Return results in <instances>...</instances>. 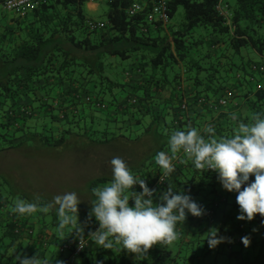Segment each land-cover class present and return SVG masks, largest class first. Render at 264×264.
Returning <instances> with one entry per match:
<instances>
[{
	"label": "trees",
	"instance_id": "1",
	"mask_svg": "<svg viewBox=\"0 0 264 264\" xmlns=\"http://www.w3.org/2000/svg\"><path fill=\"white\" fill-rule=\"evenodd\" d=\"M84 2L46 0L25 17L10 15L11 25L0 23V153L37 146L60 149L68 143L78 147L81 139L104 146L118 138L140 141L132 133L134 126L144 135L153 131L152 136L158 137L157 143L132 151L134 158L123 153L132 173L155 190L154 203L169 186L190 195L207 210L204 215L213 213L222 193L236 201L235 193L222 189L215 172H202L190 161L181 164L177 159L176 171L166 177L155 156L168 151L171 131L183 130L187 124L181 116L161 123L163 110L169 109L166 115L180 114L188 99L198 103L205 98V102L212 101L210 109L218 111L225 107L218 100L232 95L234 80L238 84L244 80H238L234 72L243 67V78L255 73L249 62L240 66L237 59L242 60L250 50L264 54V0H237L236 7L231 10L229 6V23L217 10L219 0H168L167 25L148 22L150 5L129 15L133 0H106V26L96 32L87 29L86 21L91 18L83 11ZM179 8L183 15L173 21ZM127 60L138 64V80L125 76ZM174 67L181 74L173 71L170 76ZM183 81L193 84L192 96L184 95ZM176 102L181 104L177 111ZM246 105L252 122L254 114L264 113V92L247 97ZM221 131L216 127V136ZM110 180L105 175L87 184L91 201L95 199L92 190ZM2 187L0 183V264H18V256L35 255L47 264H245L243 259L256 248L257 236L262 235L264 244V218L257 215L251 222L259 231L251 230L249 246L243 247L240 228L234 236L228 235L227 242L210 249L206 234L215 228L222 237L228 221L223 217L220 225L180 237L176 249L174 242L154 245L145 259L136 261L134 254L95 245L89 236L98 228L94 218L83 237H77L70 227L59 229L55 207L40 210L50 204L47 200L30 201L24 193L15 195ZM134 190L141 191L138 185ZM20 199L36 204L37 210L25 216L14 214L11 209ZM90 209L91 205L78 206V222L86 220ZM183 223L177 225L178 234ZM79 240L84 242L80 251L76 252L74 244L61 250L69 241ZM233 247H240L238 258L232 255ZM253 264H264V258Z\"/></svg>",
	"mask_w": 264,
	"mask_h": 264
},
{
	"label": "clouds",
	"instance_id": "2",
	"mask_svg": "<svg viewBox=\"0 0 264 264\" xmlns=\"http://www.w3.org/2000/svg\"><path fill=\"white\" fill-rule=\"evenodd\" d=\"M228 136H216V128L208 124L201 131L196 127L171 131L168 151H159L155 163L164 176L176 171L175 160L185 164L189 161L195 169L212 171L223 190L236 194L238 221L251 222L257 215L264 218V113H256L251 123L237 120ZM111 180L103 187L92 190L95 197L83 223L78 222V205L81 203L75 191L53 197L47 206L48 212L55 207L59 229L70 227L77 237H83L85 227L94 218L98 228L89 236L95 245L106 250L118 249L134 254L135 260L145 259L154 245H170L178 239L177 225L188 215L201 217L204 209L190 195L171 186L159 195L154 203V189H149L144 178L134 175L129 165L119 156L110 161ZM250 177L254 179L249 183ZM139 186L137 193L134 186ZM243 186V187H242ZM132 200V206L129 200ZM12 212L21 216L30 215L37 205L17 200ZM264 223V219H262ZM207 243L210 249L227 242L213 228L209 230ZM247 247L250 238H241ZM18 264H47L36 255L17 257Z\"/></svg>",
	"mask_w": 264,
	"mask_h": 264
},
{
	"label": "rangeland",
	"instance_id": "3",
	"mask_svg": "<svg viewBox=\"0 0 264 264\" xmlns=\"http://www.w3.org/2000/svg\"><path fill=\"white\" fill-rule=\"evenodd\" d=\"M224 2L230 6L231 10L237 6V0H224ZM83 11L86 17L105 22L108 6L106 2L96 3V7L91 9L87 2H84ZM4 14L7 17H0V23L8 24L11 14L6 12ZM182 15V9L179 8L173 21L178 20ZM173 71L181 74L180 69L174 67L170 70V76ZM143 136L144 132L141 131L140 141H135L134 138H130V141L118 138L117 142L110 141L106 146L81 139L80 143L76 142L78 147L68 143L70 146L67 145L60 149H40L37 146L1 152L0 183L5 187H2V190L15 195L24 193L30 201L44 199L49 203L57 195L75 191L81 200L78 206L84 209L89 208L91 194L87 184L93 179L112 175L111 159L116 156L123 159V153L127 151L121 147H126L129 144L130 150L127 156L130 154L129 157L134 158V151L144 148L147 144L144 142L142 145V141L145 139ZM261 236L259 235L257 236L259 238L255 239L256 248L245 255L246 257L243 259L245 264H253V260L264 258V244Z\"/></svg>",
	"mask_w": 264,
	"mask_h": 264
},
{
	"label": "crops",
	"instance_id": "4",
	"mask_svg": "<svg viewBox=\"0 0 264 264\" xmlns=\"http://www.w3.org/2000/svg\"><path fill=\"white\" fill-rule=\"evenodd\" d=\"M88 7L93 9L96 7V3L94 2H87ZM228 5V4H227ZM229 7V5H228ZM1 15V14H0ZM4 16V15H2ZM11 25V24H7ZM259 59V56L256 55L254 52L247 51L244 53V58L242 60L237 59L238 64L240 66L244 63H248L249 65L252 62H255ZM125 66V76L126 77H133L135 79H139V76H136L135 71L137 67V63H134L132 60H127L123 63ZM247 65V64H246ZM243 68V67H242ZM242 68L237 70V72H234L235 77L237 76L238 80L244 79L242 84L236 83L234 80V86L235 89L232 92V97L228 101V104L225 105V107L219 109L218 111H212L210 109L212 105V101L208 99L209 102L205 103H195L193 99H188V104L187 108L183 111L179 110L180 109V103L176 102V105L174 106L175 108H179V113L180 114H168L166 115V112L169 111V109L163 110L164 113L162 114V120L161 123L166 121V122H171V120H174L176 117L181 116L184 121L187 123L185 128L191 126V127H196L200 129L201 131L203 130L204 127H206L208 124L214 125V127H218L221 131V135L217 136H228V134H232V130L236 126V121L232 120V115L236 114L237 120L242 121L245 123H250L251 122V113L249 111V108L246 105V98H251V96L256 93V84L258 82H264V74H259V73H253L252 77H246L243 78L244 75L242 71ZM233 77L232 75H230ZM232 83V82H231ZM233 84V83H232ZM75 86L76 85H71ZM184 95L190 96L192 91L194 90L193 84L191 82H184L182 83V89ZM192 96V95H191ZM26 103H30L29 99H26ZM167 108V107H166ZM176 108V111H177ZM171 111V110H170ZM166 115V116H165ZM131 121L133 122V118H131ZM132 122L130 123L132 125ZM139 128V127H138ZM136 131V132H134ZM141 130H138L137 128H132V133H136L139 138V134ZM153 131L150 134H146L145 139L142 141V145L144 142H147L146 147L149 145H153L154 143L158 142V137L152 136ZM125 150V149H123ZM130 149L126 151V153L129 152ZM121 152V150H120ZM222 196V197H221ZM219 195L217 199L219 198V202L214 205V209H212L213 213L210 215H202L201 217H193L191 216L189 219H186V221L180 226V236H178V239L174 242L173 246L174 249L177 248V241L184 236L187 235H196L200 234L204 231V229L207 226H217L220 225L222 222V218L225 217L227 223L225 224V229L222 234V237L227 238L228 235L234 236L235 232L238 231V229L243 228V233L241 234V238L244 236H248L250 238V242L252 241V231L253 230H258L259 227L254 226L255 222H245V221H238L236 219L237 215L239 214L238 210V205L236 204V201L231 195H227V197L222 195ZM199 205V204H198ZM201 206V205H200ZM202 207V206H201ZM207 211V210H205ZM204 211V213H205ZM252 230V231H251ZM239 239V236H237ZM243 245V244H242ZM244 247V245H243ZM240 247H233L232 248V255L235 258H238L240 256Z\"/></svg>",
	"mask_w": 264,
	"mask_h": 264
},
{
	"label": "built area",
	"instance_id": "5",
	"mask_svg": "<svg viewBox=\"0 0 264 264\" xmlns=\"http://www.w3.org/2000/svg\"><path fill=\"white\" fill-rule=\"evenodd\" d=\"M46 0H0V13L4 14L9 13L16 17H25L38 9L42 4L45 3ZM85 2H94V3H103L106 0H83ZM133 6L128 10L129 15H133L138 11L142 10L143 7L150 5L151 11L148 16L149 23H156L157 21L161 22L162 25H167L169 22L168 18V0H133ZM217 10L220 14L225 17L226 22L229 23V19L231 17L229 7L224 2V0H219L217 4ZM86 26L89 31H99L105 28L106 23L104 21H96L93 19H88L86 21ZM250 71L264 74V54L259 56V60L255 63L250 64ZM237 78H239L237 76ZM256 90L264 92V82H258L256 84ZM231 94L228 93L226 96L220 98L218 100V105L225 106L228 104V101L231 98ZM205 98L200 99L199 103H204ZM182 108H186V102L184 101L182 104ZM163 180V179H162ZM30 234H32L30 232ZM71 244L75 245L76 252L80 251L84 242L79 240L76 243L69 241L66 245L61 247L62 249H69Z\"/></svg>",
	"mask_w": 264,
	"mask_h": 264
}]
</instances>
